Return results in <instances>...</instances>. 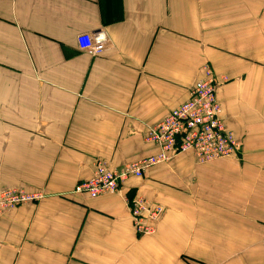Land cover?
<instances>
[{
    "label": "crops",
    "instance_id": "obj_1",
    "mask_svg": "<svg viewBox=\"0 0 264 264\" xmlns=\"http://www.w3.org/2000/svg\"><path fill=\"white\" fill-rule=\"evenodd\" d=\"M97 31L105 49L80 51L77 36ZM204 64L226 78L216 94L241 161L181 153L116 193L73 192L96 159L156 153L148 128ZM12 185L44 197L0 218V264L200 261L217 250V201L233 204L231 248L245 251L221 264H264V0H0V188ZM139 196L165 206L152 235H135L126 200Z\"/></svg>",
    "mask_w": 264,
    "mask_h": 264
},
{
    "label": "built area",
    "instance_id": "obj_2",
    "mask_svg": "<svg viewBox=\"0 0 264 264\" xmlns=\"http://www.w3.org/2000/svg\"><path fill=\"white\" fill-rule=\"evenodd\" d=\"M76 42L79 48L87 49L94 54L103 50L106 35L103 31L84 32L77 36ZM205 70L206 74L190 88L189 99L149 129L146 138L158 144L157 153L126 165L120 172L109 171L97 163V169L95 168L92 177L82 181L75 189L86 192L92 197L115 190L119 180L121 182L129 175H141L147 167L167 160L171 151L186 150V147L193 145L199 159L203 161L228 155L238 143L220 118L216 82L210 75V68ZM182 134H185L183 139ZM178 137L179 143H177ZM36 197V193L26 194L18 188H6L0 195V210ZM135 207L137 229L150 232L151 229L144 225L142 219L141 204H136Z\"/></svg>",
    "mask_w": 264,
    "mask_h": 264
},
{
    "label": "rangeland",
    "instance_id": "obj_3",
    "mask_svg": "<svg viewBox=\"0 0 264 264\" xmlns=\"http://www.w3.org/2000/svg\"><path fill=\"white\" fill-rule=\"evenodd\" d=\"M98 32V31H97ZM104 33V32H103ZM105 45H106V42H105ZM77 48L82 51V52H86V53H89L91 55H96L98 53H101L104 49H105V46L103 48L102 51L98 52V53H92L91 51L87 50V49H81L79 48V46L77 45ZM207 68H210L211 72H210V75L214 78L215 82H216V91H217V88L219 87V85L226 80V78H223L222 76H218L216 75L214 72H213V69L208 65V64H204L201 68V77L198 79L200 80L205 74H206V70ZM225 77V76H224ZM197 80V81H198ZM196 81V82H197ZM195 82V83H196ZM194 83V84H195ZM193 84V85H194ZM192 85V86H193ZM191 86V87H192ZM190 87V88H191ZM190 91V89H189ZM189 97V96H188ZM216 98H217V94H216ZM189 98H187L185 101H187ZM185 101H183L182 103H184ZM217 102L219 103V106H220V118L222 119L223 123H224V126L227 130L231 131L232 132V135L234 137V139L236 140V142L238 144H236L232 149H231V152L226 155V156H219V157H216V158H213V159H210V160H207V161H203V160H200L198 155H197V152L195 150V147L194 145L193 146H190V147H186L185 149L186 150H174V151H171L170 153V157L163 161V162H159V163H155L151 166H160V165H165V164H168L176 155H179L181 153H191L194 161H195V164L197 163V165H202V164H205V163H209V162H212V161H217V160H232V161H241V152H240V143L239 141L235 138V135H234V132L227 128L226 127V124H225V121H224V117L222 116V107H221V104L220 102L218 101L217 99ZM180 103V104H182ZM180 104H178L177 106H179ZM177 106H175L174 108H172L171 110H169L165 116H167L173 109H175ZM164 116V117H165ZM163 117V118H164ZM162 118V119H163ZM160 121V120H159ZM158 121V122H159ZM158 122H156L154 125H151L147 132H146V135L144 137V140L147 141V142H151L153 143L154 145H156L157 147V152H158V149H159V146L157 143L153 142L152 140H147V135H148V132H149V129H151L152 127H154ZM185 134H182V139L184 138ZM177 143H179V137L177 138ZM156 152V153H157ZM155 154V153H154ZM153 155V154H152ZM149 156V155H148ZM146 157V156H145ZM141 159V158H140ZM139 160V159H138ZM137 161V160H136ZM135 161H130V162H127V163H123L122 165H119L118 167H115V168H111L109 166H107V164L102 160V159H96V161H94V170L92 172V175L93 173H95L97 167V163H99V165H103L107 170L109 171H116V172H120L126 165L128 164H132L134 163ZM98 166V165H97ZM149 166V167H151ZM147 167L146 169H144V171L141 173V175H129L127 176L125 179L129 178L130 176H134V177H143L146 173V171L148 170ZM96 168V169H95ZM92 175L86 179H82V180H79L77 183H75L74 185V189H73V192L75 193H78V194H82L84 196H88V197H97V196H100V195H103L105 193H116L119 191L120 187H121V184L123 183L124 180H122L120 182V180L118 181V185H117V188L115 190H112V191H108V192H104V193H99V195H96V196H91L89 195L88 193L86 192H79L75 189L76 186H78L82 181L84 180H87L89 178L92 177ZM208 181V180H207ZM18 188V189H21L23 190V192H25L26 194H31V193H36L37 194V197L34 198V199H29L23 203H16L12 206H8V207H4L0 210V218L9 210L19 206V205H22V204H25V203H36L38 202L39 200H41L43 197H44V193L40 190H35V191H30V190H26L24 189L23 187L21 186H17V185H12V186H5V187H1L0 188V195L1 193L6 190V188ZM175 190L176 189V186L173 187ZM217 188V187H216ZM170 195L173 196L175 198V196L172 194V193H175L176 194V191H174L173 189L170 188ZM204 193H207V195H213L211 194V191H208L205 190V191H202L200 194H204ZM146 197L142 198V197H127V200H126V203L128 205V208H129V212H130V215H131V219H132V225H133V228H134V231H135V235L137 237H140V236H144V235H152L154 234L155 230H156V225L157 223L161 220L162 218V215L163 213L165 212V206L158 202V201H152V200H149L148 198L145 199ZM218 199V198H217ZM180 202V201H178ZM136 204H141L142 206V209L140 210L141 213H142V219H143V222H144V225L145 226H148L151 230L150 232L146 233V232H143V231H139L136 227V219H135V216H134V211L136 209ZM183 206H185L184 203H181ZM207 205L213 209V205L214 203L212 202H208ZM238 208H233L234 211H238V213L241 212V209L244 210L246 207L244 206V203L241 204V203H238ZM233 207V204L230 205L229 202H223V201H217V250L213 251V250H210V251H197V255L199 258L203 259V260H200L198 261L196 258H194V256L192 257L193 255V252H190V254H188V252L186 251H183L182 253V260H184V262H188L189 264H221L223 263V260L225 259L226 261L229 260V258L232 256V257H237L236 254L238 255H241V254H244L245 251H242L241 249H232L231 247H233V245H231V241H235V235H233L234 233L230 232V225H234L236 226L235 222H232L230 221L231 219L228 217V214L230 213V209ZM206 213H208V211H206ZM233 213H236V212H233ZM193 214V211L191 212V216ZM243 214V213H242ZM240 220H244L242 217L239 219ZM210 224V222H212ZM214 221L215 219L214 218H210V217H207L205 216V218L203 219V225H213L214 224ZM243 221V222H244ZM243 225V224H242ZM241 225V229H242V232L245 233L246 232V229L244 226ZM242 237H244L243 234H238ZM206 253V254H205ZM211 253V255H209ZM219 261V262H218ZM222 261V262H221Z\"/></svg>",
    "mask_w": 264,
    "mask_h": 264
}]
</instances>
